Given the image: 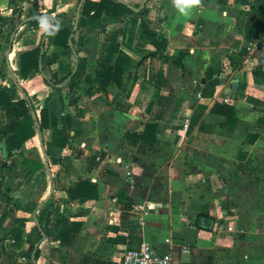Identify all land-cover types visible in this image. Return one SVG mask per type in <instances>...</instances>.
<instances>
[{"label": "crops", "instance_id": "obj_1", "mask_svg": "<svg viewBox=\"0 0 264 264\" xmlns=\"http://www.w3.org/2000/svg\"><path fill=\"white\" fill-rule=\"evenodd\" d=\"M226 1L182 11L192 0H149L160 53L138 18L105 15L79 19L77 53L56 46L78 0H25L20 19L0 25V89L16 102L17 83L43 124L8 153L13 119L0 106V264H29L32 245L34 264H119L143 242L174 264H264V83L253 74L264 0ZM35 3L50 20L15 32ZM0 17H12L8 0ZM41 48V70L38 59L23 75L22 55ZM69 72V90L43 75ZM79 181L98 198L69 199Z\"/></svg>", "mask_w": 264, "mask_h": 264}, {"label": "trees", "instance_id": "obj_2", "mask_svg": "<svg viewBox=\"0 0 264 264\" xmlns=\"http://www.w3.org/2000/svg\"><path fill=\"white\" fill-rule=\"evenodd\" d=\"M25 0H8V6L12 11V17L11 18H2L0 17V25L5 24L7 22H11L14 20V17H17V19H20L22 15V4ZM80 0H78L79 3ZM134 6V7H138ZM103 15L110 17V18H118L119 20H122L127 17L132 18H138L140 20V29L142 33L145 35L147 39L150 40V42L156 47V52L160 53V50L162 49V42L159 41L156 34L151 29V23L148 19V10L146 7H144L139 12H134L130 9H128L126 6L122 5L119 2H116L115 0H99V1H91V0H84L81 10H80V18L87 17L91 19H100ZM31 16H35L34 19H27L24 23L26 26L30 27H37L39 25V22L45 18L46 20H50V16L47 14H41L38 11L36 3L34 4L33 10L27 15L26 18H29ZM25 18V19H26ZM16 19V18H15ZM22 21H19V23ZM79 28V22L77 25V29ZM55 31L54 29L50 28L48 29L43 35L42 38H45L47 35ZM76 31L72 32V27L69 31L63 32V31H57L56 32V41L55 45L58 47H61L65 50L72 51L68 46V38L70 34L73 33V35L76 33ZM73 43V51L74 53H77V49L74 46V39L72 38ZM40 49H36L30 53L24 54L21 57L22 62V74L26 75V72L31 69H37L38 68V59ZM44 54L42 55V58L44 57ZM160 57L163 59H167L165 56L160 54ZM264 71V65L256 68L253 71V74L259 78L262 79L264 83V78L261 76V72ZM123 73V69L120 66H117L114 70L113 79L114 82L119 83V80L121 78V75ZM43 74V73H42ZM45 77V80L48 84L52 85L53 87L56 86V84H61L64 81H66V84L64 88L69 90V85L71 81L73 80L75 74H72V72H69L67 75H65L60 81L51 83L45 74H43ZM18 91L22 92L23 98L19 99L16 102L11 101V97L9 95V90L6 88L0 89V106H3L5 109V114L8 119H13V123L6 126L3 129V132L7 135L6 139V150L8 153H11L13 150L19 149L22 144L34 136L36 133H40L41 129L43 127V124L37 125V121L33 117V110L31 107V104L24 93V91L18 86L17 83L13 86ZM155 125H147L145 130L148 129H154ZM37 165V164H35ZM36 167H33L28 170L27 175L29 177H33V173ZM75 192H78L79 195L74 197ZM68 198L73 200L76 198H86V199H96L98 198L97 194V188L95 185L89 183L88 181H79L77 184H75L74 187H71L68 189ZM43 203L39 204L34 208V210H40L39 212H43L42 209ZM37 223V229H38V238L37 242H39L42 238V228H41V218L36 219ZM35 250V251H34ZM34 251V260L38 257V249L32 245L29 252V258L30 262L29 264H34V262L31 260V254Z\"/></svg>", "mask_w": 264, "mask_h": 264}, {"label": "built area", "instance_id": "obj_3", "mask_svg": "<svg viewBox=\"0 0 264 264\" xmlns=\"http://www.w3.org/2000/svg\"><path fill=\"white\" fill-rule=\"evenodd\" d=\"M119 264H174V259L170 253L155 252L148 242H143L139 248L125 251Z\"/></svg>", "mask_w": 264, "mask_h": 264}, {"label": "water", "instance_id": "obj_4", "mask_svg": "<svg viewBox=\"0 0 264 264\" xmlns=\"http://www.w3.org/2000/svg\"><path fill=\"white\" fill-rule=\"evenodd\" d=\"M116 2H119V3H121L122 5H124V6H126L128 9H130V10H132V11H134V12H139V11H141L144 7H145V5L147 4V2L149 1V0H142L141 2H140V4H139V6L138 7H134L133 5H131V4H129L128 2H126L125 0H115ZM83 2H84V0H80V2H79V4H78V6H77V8H76V12H75V18H74V22H73V27H72V32H74V31H76V29H77V25H78V22H79V18H80V10H81V7H82V4H83ZM35 18V16H31V17H29V18H27V19H34ZM27 19H25V20H23L16 28H15V32L26 22V20ZM14 32V33H15ZM13 37H14V34L11 36V40L13 39ZM72 37H73V33L72 34H70V36H69V38H68V46H69V48L73 51V43H72ZM74 52V51H73ZM43 53V50H42V48L40 49V54H42ZM39 69L41 70V57L39 58ZM53 193V188L51 189V191H50V195L49 196H51V194ZM48 196V197H49ZM36 247H37V245H36ZM32 258H33V255H32Z\"/></svg>", "mask_w": 264, "mask_h": 264}, {"label": "rangeland", "instance_id": "obj_5", "mask_svg": "<svg viewBox=\"0 0 264 264\" xmlns=\"http://www.w3.org/2000/svg\"><path fill=\"white\" fill-rule=\"evenodd\" d=\"M91 1H93V0H91ZM125 1H127L129 4H131V5H133V6H137V5H139L140 4V2L142 1V0H125ZM218 2H220V5L221 6H226L227 5V1L226 0H217ZM94 2H96L95 0H94ZM80 19V18H79ZM92 32V31H91ZM93 33V32H92ZM259 240H261L262 242H264V236H260L259 237Z\"/></svg>", "mask_w": 264, "mask_h": 264}, {"label": "clouds", "instance_id": "obj_6", "mask_svg": "<svg viewBox=\"0 0 264 264\" xmlns=\"http://www.w3.org/2000/svg\"><path fill=\"white\" fill-rule=\"evenodd\" d=\"M199 2H200V0H192L191 5H189V6H183L182 5L181 10L182 11H187L189 7L195 6L196 4H199Z\"/></svg>", "mask_w": 264, "mask_h": 264}]
</instances>
